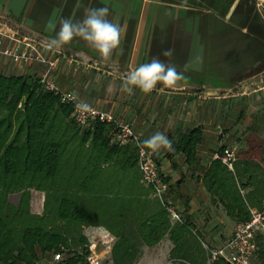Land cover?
<instances>
[{"label":"trees","instance_id":"16d2710c","mask_svg":"<svg viewBox=\"0 0 264 264\" xmlns=\"http://www.w3.org/2000/svg\"><path fill=\"white\" fill-rule=\"evenodd\" d=\"M252 26L264 34L256 20ZM73 109L46 89L37 73H0V263L41 264L63 252L56 264H88L90 241L84 229L106 225L118 237L114 264H136L144 245L153 246L167 235L172 260L208 264L192 218L172 222L161 200L151 197L153 188L142 181L136 145L117 142L112 123L82 126ZM203 135L197 126L169 136L172 150L164 149L166 156L185 155L192 177L201 181L211 203L223 205L237 223L248 220L250 207L264 202V165L239 158L232 170L215 158L197 174ZM184 188L182 179L168 195H182L187 212L190 196ZM33 189L46 192L43 214L32 211ZM257 256L264 264V238ZM213 264L226 262L219 258Z\"/></svg>","mask_w":264,"mask_h":264},{"label":"crops","instance_id":"0c3cea01","mask_svg":"<svg viewBox=\"0 0 264 264\" xmlns=\"http://www.w3.org/2000/svg\"><path fill=\"white\" fill-rule=\"evenodd\" d=\"M90 7L109 9L108 19L123 28L121 44L107 61L80 38L61 47L68 55L76 57L72 64L63 60L55 70V78L63 88L75 92L83 101L114 113L118 120L129 122L144 141L156 132L169 138L190 128L202 127L204 138L199 147L201 166L197 174L225 147L214 149L206 141L222 145L231 138L239 141L242 137H260L259 144L242 143V150L236 152V160L254 158L264 165V67L255 71L252 68L254 35L248 32L247 26L237 31L230 17L219 16L214 7H196L181 0H29L25 19L42 25L40 30L52 39L56 37L62 19L82 20L85 9ZM194 41L200 43L206 58L199 68L189 65ZM255 41L263 43L260 38ZM169 49L173 50L170 58L163 55ZM152 58L174 65L185 79L175 90L160 91L162 86L157 85L150 93L139 89H133L131 94L121 91L126 75ZM35 67L18 74L40 75L38 70L42 71L44 66H37L38 70ZM109 86H112L111 91ZM157 161L169 180V191L178 189L179 182L185 180L184 191L190 196L191 205L185 216L191 217L196 229L206 234L207 218L210 214L209 223L213 221L214 211L220 209L221 204L211 203V196L201 181L192 177L193 170L185 155L168 158L161 148L157 151ZM174 195L169 194L171 200L177 205L178 201L185 205L182 195ZM45 200V191L33 189L32 211L43 214ZM116 206L118 208L119 204ZM222 208L226 212L223 205ZM118 216L117 213V221ZM231 220L234 230L237 222ZM105 230L114 237L111 250L107 249L112 259L113 245L118 238L113 229L106 225H91L85 227L84 232L90 243L96 242L98 250L103 251L105 245L100 242V237L110 238L105 236ZM145 246L148 245L143 248Z\"/></svg>","mask_w":264,"mask_h":264},{"label":"built area","instance_id":"2783aa9c","mask_svg":"<svg viewBox=\"0 0 264 264\" xmlns=\"http://www.w3.org/2000/svg\"><path fill=\"white\" fill-rule=\"evenodd\" d=\"M49 40L50 38L45 35L24 34L7 21L0 22V67L7 65V69L24 72L36 64L44 66L40 74L41 82L46 89L57 94L64 103L73 105V116L77 120L79 113L76 112V103L83 100L75 92L63 88L55 78V70L60 63L65 60L72 64L76 61V57L68 55L62 48L47 50L45 44ZM69 93L75 94L77 99L66 100V95ZM87 103L93 109V112L87 116V125L93 121L112 123L116 127L113 136L117 142L136 145L142 181L153 188L154 196L158 197L167 208L172 222H183L184 218L178 206L168 195L170 184L165 180L159 167L157 151H152L143 145L142 135L134 129L132 124L118 120L114 113L101 109L93 103ZM217 158L221 159L230 169H234L237 154L233 148L226 147L217 153ZM250 212L251 217L238 222L232 233L218 246H210L204 242V247L209 254L208 264H213L219 258L223 259L226 264H252L259 250L260 241L264 238V202L261 207H250ZM105 236H110V238L106 239L101 236L100 242L105 245L104 250H111L114 237L107 230H105ZM89 250L86 256L88 264H114L108 256L110 251H99L96 242L90 243ZM63 258V252H56L47 259V262L56 264Z\"/></svg>","mask_w":264,"mask_h":264},{"label":"rangeland","instance_id":"374dc122","mask_svg":"<svg viewBox=\"0 0 264 264\" xmlns=\"http://www.w3.org/2000/svg\"><path fill=\"white\" fill-rule=\"evenodd\" d=\"M181 1L191 3L196 7L199 5L202 7L213 5L219 16L230 17V21L235 24L237 31H241L243 27L247 26L248 32H251L254 35L253 50L251 54L253 60L252 64H254L252 68L255 71L261 67H264V34H258L257 29L252 26V21L256 20L264 31V0H229L228 4L224 3L226 2V0ZM28 3L29 0H0V22L7 21L10 23L11 26L20 29V31L24 34L42 36L44 35V32L40 30L42 25H38L33 20L28 21L27 19H25ZM195 10L198 11L199 9ZM249 10L251 12L247 15V11ZM192 21L193 20H191V22ZM256 38L262 39L263 43L261 44L255 41ZM260 44L262 45V47ZM203 55L204 52L200 47V43L194 41L192 43V49L189 58L190 68H199L204 65L203 63L206 58ZM37 66L39 67L41 65H34L35 70H38ZM0 68V73H22L18 72L15 69H7V65H2ZM41 70L42 71H38L42 73L43 69ZM236 140L237 138H231L228 143H226V141H223L222 145H212L211 141H206V144L213 146L214 149L220 148V146L235 148L236 152L240 153V151L242 150V148H240V146H242V143H246V145H254L259 144L261 142V138L256 136H250L249 138L242 137L239 139V141ZM198 181L195 180V183L198 184ZM199 185L200 184H198V186ZM177 203L178 205L180 204L179 206L176 204L178 206L179 212L182 214L183 217H185V205H183V202L178 201ZM219 206L220 209L214 211L213 221L209 223L212 215L209 214V217L207 218L208 221L204 226V232H206V234H204L201 230L198 232L203 238L204 242L214 247L224 242L234 227L231 217L226 212H224L222 205ZM172 247L173 243L171 242L169 235H167L159 242V244L157 243L153 246H145L142 249V258L137 264H179V261H174L171 259L170 251ZM40 263L49 264L46 259H42ZM252 264H259L258 256H255Z\"/></svg>","mask_w":264,"mask_h":264},{"label":"clouds","instance_id":"9594fccd","mask_svg":"<svg viewBox=\"0 0 264 264\" xmlns=\"http://www.w3.org/2000/svg\"><path fill=\"white\" fill-rule=\"evenodd\" d=\"M109 9L107 7L86 8L82 20L74 21L71 18H64L60 22L59 31L55 38L45 44L49 51L59 50L73 39L80 38L89 47L93 48L100 57L110 60L113 52L120 47L121 33L123 28L120 24L108 19ZM173 50L163 52L165 57H171ZM185 77L178 72L174 65L161 62L158 58H152L148 63H142L131 70L120 86V90L131 94L133 89H139L144 93H150L161 85L160 91L164 89L175 90L179 82ZM112 86H109V91ZM75 94L66 95V100H76ZM76 112L79 113L77 121L87 127V116L93 112L90 104L84 101L76 103ZM143 145L152 151H159L161 148L172 150V141L162 132H156Z\"/></svg>","mask_w":264,"mask_h":264}]
</instances>
